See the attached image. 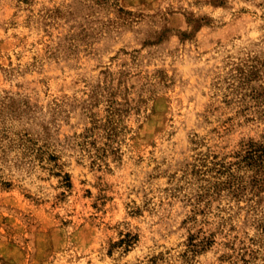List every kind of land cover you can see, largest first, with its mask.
Segmentation results:
<instances>
[{"label":"rangeland","instance_id":"obj_1","mask_svg":"<svg viewBox=\"0 0 264 264\" xmlns=\"http://www.w3.org/2000/svg\"><path fill=\"white\" fill-rule=\"evenodd\" d=\"M250 143L264 0H0V264H264Z\"/></svg>","mask_w":264,"mask_h":264},{"label":"trees","instance_id":"obj_2","mask_svg":"<svg viewBox=\"0 0 264 264\" xmlns=\"http://www.w3.org/2000/svg\"><path fill=\"white\" fill-rule=\"evenodd\" d=\"M254 70L250 69L248 71H245L244 69H239L238 72L235 74L236 77V81L241 84L242 88H246V86L249 85V82L251 80V77L255 76L254 75ZM246 153H248L249 157L248 159L251 160L253 163L257 164L258 162H262L263 161V157H264V145H257L256 143H250L247 147H246ZM257 166V165H256ZM219 170H217L218 172ZM230 178L233 177V173L230 172L229 174ZM135 239V237H131L129 240L128 245H130V243L133 242V240Z\"/></svg>","mask_w":264,"mask_h":264}]
</instances>
